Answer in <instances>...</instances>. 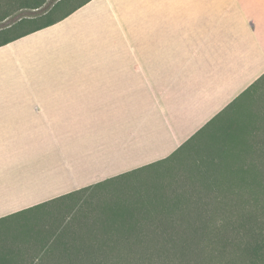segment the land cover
<instances>
[{"label": "crops", "instance_id": "obj_1", "mask_svg": "<svg viewBox=\"0 0 264 264\" xmlns=\"http://www.w3.org/2000/svg\"><path fill=\"white\" fill-rule=\"evenodd\" d=\"M28 3L0 46V221L168 157L264 74V0ZM159 119L171 150L123 166Z\"/></svg>", "mask_w": 264, "mask_h": 264}, {"label": "trees", "instance_id": "obj_2", "mask_svg": "<svg viewBox=\"0 0 264 264\" xmlns=\"http://www.w3.org/2000/svg\"><path fill=\"white\" fill-rule=\"evenodd\" d=\"M9 1L23 4L0 3ZM7 26L0 46L26 34L22 19ZM169 161L147 200L124 203L97 223L84 218L88 212L76 219L75 206L59 225L47 220L22 247L0 253V264H264V74L168 157L139 169Z\"/></svg>", "mask_w": 264, "mask_h": 264}, {"label": "rangeland", "instance_id": "obj_3", "mask_svg": "<svg viewBox=\"0 0 264 264\" xmlns=\"http://www.w3.org/2000/svg\"><path fill=\"white\" fill-rule=\"evenodd\" d=\"M22 13L24 12H22V3L20 1L1 2L0 29H5L8 27L7 25L18 22L19 19H22ZM4 17H6V19L1 20ZM21 27L22 26H19L16 29L19 30ZM106 37L109 38L110 36ZM87 42L97 44L99 40H94L91 37ZM35 63V65L39 66V60L35 59ZM25 76L27 83L34 82L35 75L30 69ZM141 126L142 124L140 127ZM146 127L154 130L148 134H138L139 139L137 143L135 142L134 148L127 150L129 152L119 158L123 166L127 167L147 160L160 158L171 150L173 143L171 140L166 139V132H162L164 124L160 119L149 121ZM176 158L177 156L173 160ZM171 161L154 164L141 169H134L123 176H118L117 178H113L112 180L93 187L88 191L89 193H81L78 197L75 196L70 199L53 201L46 206L23 213L20 218H9L0 221V253L7 254V251L19 248L2 246L23 245L24 242L34 236L36 231L40 232L42 230L43 224L47 220L51 222L52 227L59 225L63 214L66 212L67 215L69 211H73L75 206L73 215H76V219L81 216L84 217V215H86L84 213L86 212H88L89 215H86L84 218L90 222L96 221L97 223L103 219H112L120 212L118 209L122 204L145 201L155 194L157 188H159L158 182L160 180L157 176L161 175V172L168 168ZM177 167L176 170H178ZM69 205L70 209L68 210ZM0 257L3 256L0 255ZM228 263L231 264V261ZM188 264L207 263L195 259L194 262ZM211 264L227 263L216 262ZM235 264H250V262L246 260Z\"/></svg>", "mask_w": 264, "mask_h": 264}]
</instances>
